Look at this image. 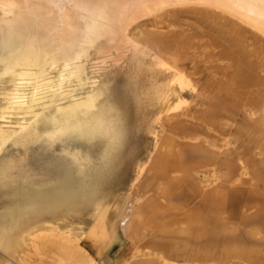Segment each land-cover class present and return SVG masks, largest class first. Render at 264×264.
Here are the masks:
<instances>
[{"label":"rangeland","instance_id":"1","mask_svg":"<svg viewBox=\"0 0 264 264\" xmlns=\"http://www.w3.org/2000/svg\"><path fill=\"white\" fill-rule=\"evenodd\" d=\"M196 20L178 13L173 34H150L151 28L130 34L129 52L104 66L88 53L85 75L103 91L95 105L110 109L114 140L49 134L40 122L37 136L15 143L31 111L48 114L53 104L78 98L92 85H58V68L36 84L31 78L0 81V264H264V83L250 80L260 75L256 63L229 66L233 56L248 64L238 34H188V26L203 28ZM163 43L170 44L165 54L158 49ZM177 45L189 54H176ZM245 49L254 53L257 46ZM173 68L190 82L179 87ZM100 174L104 181L96 180ZM182 189L188 197L178 201ZM19 190L28 193L20 197ZM152 212L165 218V233H158L165 237L156 239L171 245L164 256L177 248H185L186 257V247L204 249V242L190 246L196 230L200 240L212 236L205 244L211 259L161 258L151 241L140 243L139 234L157 219Z\"/></svg>","mask_w":264,"mask_h":264},{"label":"bare ground","instance_id":"2","mask_svg":"<svg viewBox=\"0 0 264 264\" xmlns=\"http://www.w3.org/2000/svg\"><path fill=\"white\" fill-rule=\"evenodd\" d=\"M178 13L200 20L205 25L202 26L203 28L188 26V34H220L221 32V34H238L236 40L242 41L239 42L241 44L240 55L243 54L248 64L238 63L237 57L232 55L233 57L227 60L229 66L241 69L242 66L250 68L256 63L260 75L250 80L256 81L257 84L264 83V0H0V81L8 78L14 83H19L31 78L29 80H33L36 84L35 81L47 76L50 70L58 68L60 71L56 84L63 85L64 82L73 80L79 83V87L88 83L92 85L90 90L78 98H73L64 104H58V102L57 105L53 104L54 109L48 114L45 113L47 115L43 114V111L41 113L31 111L32 121L24 127L26 133L20 136L15 143L25 145L29 138L37 136L36 133L39 130L35 127L40 122L51 128L52 132L49 134L58 132L64 135H75L87 141L106 137L110 140L116 139V131L113 129L108 114L110 109L95 105L103 91L95 88V82H89V78L85 75V66L89 61L88 53L93 51L97 60H100L98 63L102 66L105 65L102 63L106 60L116 61L129 52L132 46L130 34H147L148 28H151L149 29L150 34H173L171 30L175 27L173 19ZM162 29L164 32L157 33ZM150 37L146 38L147 42L154 38ZM243 42L252 48L257 46L256 52L246 50ZM144 44L146 46L147 43ZM169 45L163 43L161 47L158 46V49L165 54L168 51L163 48H170ZM175 47L176 54L180 53L184 56L189 54L186 47L182 45ZM151 50L154 51V49ZM220 50L216 52L217 59L215 60L217 61L221 60L223 54L222 48ZM248 54L251 60L245 57ZM178 59L179 56H176L175 60L178 61ZM205 62L207 61L203 60L200 63L204 65ZM173 70L175 71L173 79L179 83V87H183L180 86L182 83L190 82L182 74L183 72H179L177 68ZM225 75L228 77L227 74ZM235 75L233 74V78L236 77ZM238 78L241 81L246 80L243 76H237L235 79ZM54 94V96L58 95L55 92ZM70 95H72L71 91ZM32 100L30 102L33 103L36 99ZM165 105L163 102L161 108L163 109ZM33 106L35 105L25 107L24 113ZM5 109H2L1 114ZM8 138L10 136H7L5 140ZM103 175H98L96 180L102 181ZM64 191L66 197L70 196L71 191L68 188ZM27 193L24 190L16 192L20 197ZM187 197L184 195V199ZM20 202L22 203L19 201L18 205L23 206ZM61 205L64 206V203ZM150 223L149 227L154 224L153 221ZM183 255H186L185 251Z\"/></svg>","mask_w":264,"mask_h":264},{"label":"crops","instance_id":"3","mask_svg":"<svg viewBox=\"0 0 264 264\" xmlns=\"http://www.w3.org/2000/svg\"><path fill=\"white\" fill-rule=\"evenodd\" d=\"M180 186H181V184H180ZM179 186V187H180ZM178 187V186H177ZM178 187V188H179ZM181 188V187H180ZM184 195H185V193H184V191H183V189H182V191L180 190V191H178V193H177V195H176V199L178 200V201H184L185 199H184ZM153 208V207H152ZM157 213H158V211H157ZM152 215H156L157 216V219H156V221H155V223L153 224V226L154 227H152V226H150V227H148V225H146V228H147V230L148 229H150V231L148 230V231H142L141 232V234H139V241H143V242H140V243H144V242H146V241H151V243L152 244H150L153 248H155L156 250H159V251H162V254H161V258H169V259H175V260H177V259H179V260H181L182 262H188V261H190V262H201V261H208V260H210L211 259V253H208V254H205L206 253V249H207V247H206V242H208L209 240H211V238H212V236L211 235H209V234H204L202 237H204L203 239H205V240H200V232L201 231H196V230H193L194 231V234H191L190 236H192V238H193V240H194V243L192 244H190V246H192V245H197V243L198 242H204L203 243V245H204V249H202V247L203 246H201L200 248H199V246H196V248H190V247H186V251H189V255H187V257L185 256V255H183V253H184V249L185 248H183V249H178L177 248V250H175V251H169V252H167L166 253V255L164 256V254H165V249L166 248H169V246H171V245H167V244H158L159 242H156L158 239H163V237H165V236H159V232H162L161 231V229H160V227H161V225H162V223L164 222V215L163 214H161V213H159V214H155V213H151ZM155 220V218L154 217H152V221H154ZM174 218H172L171 219V221H173L174 222ZM171 221L167 224L168 226H170L169 224H171ZM208 222H209V220H208ZM147 224V223H146ZM160 224V225H159ZM166 225V226H167ZM172 225V224H171ZM205 230H207V228H205ZM147 232H149V234H147ZM153 232V233H152ZM162 233H165V232H162ZM149 236V237H148ZM190 236H188V238H189V240H190ZM147 237V238H146ZM143 239V240H142ZM157 239V240H156ZM188 240V239H187ZM188 240V241H189ZM202 245V244H201ZM146 246V245H145ZM144 246V247H145ZM190 248V249H189ZM211 250H210V247H208V252H210ZM189 258V259H188ZM139 264H158V263H156V262H153L152 260H148V261H146V262H142V263H139Z\"/></svg>","mask_w":264,"mask_h":264}]
</instances>
